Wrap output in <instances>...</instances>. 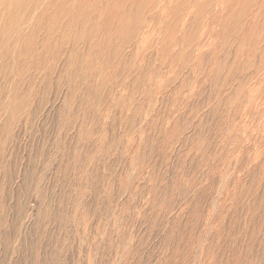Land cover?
I'll return each mask as SVG.
<instances>
[{"label": "bare ground", "instance_id": "bare-ground-1", "mask_svg": "<svg viewBox=\"0 0 264 264\" xmlns=\"http://www.w3.org/2000/svg\"><path fill=\"white\" fill-rule=\"evenodd\" d=\"M216 2L224 5L221 11L214 6ZM153 78L161 84L159 97L163 96L166 112L148 122ZM207 85L212 89L205 94ZM54 90L61 103L60 121L79 136L88 137L82 153L73 145H61L67 150L68 163L75 156L81 166H88L99 152L114 173L116 158L124 159L134 151L133 130L144 132L147 123L156 139L171 129V139L176 140L191 128L187 146L199 153L197 161L204 163L219 147L214 137L206 141V128L218 135L233 123L232 133L244 144L248 135L244 121L234 115L246 112L257 96H264V0H0V177L9 162L1 137L11 136L22 124L28 126L36 108L44 105ZM198 97L204 98L203 103L193 106L190 118L180 117V109ZM205 106L211 111L201 116ZM231 142L226 136L222 151L238 162L246 152H238L242 145ZM91 146L97 148L96 154L88 151ZM172 183L174 193L183 192L180 182ZM108 188L106 198L81 204L86 229L91 228L92 218L104 216L97 221L96 232L100 231L103 251L99 250L106 259L117 243L113 232L104 229L103 220L115 222L118 215L127 216L131 224L135 212L142 213L133 202L116 199L113 181ZM169 196L151 202V233L161 229L160 220L171 223L175 197ZM219 201L200 197L192 204L184 202L182 213L188 214V223L182 226L179 219L173 221L170 228L175 233L170 239L174 256L169 261L181 257L177 241L202 238V229L214 222ZM222 204L223 221L217 227L224 229L226 206ZM66 219L69 225L70 214ZM52 240L55 264L53 235ZM126 241L125 248L130 244ZM136 255L134 251L132 257Z\"/></svg>", "mask_w": 264, "mask_h": 264}, {"label": "rangeland", "instance_id": "rangeland-1", "mask_svg": "<svg viewBox=\"0 0 264 264\" xmlns=\"http://www.w3.org/2000/svg\"><path fill=\"white\" fill-rule=\"evenodd\" d=\"M214 6L221 11L220 6L224 5L219 6L216 2ZM153 80L155 87L152 82L154 88L149 85L153 94L149 96L151 100L148 98L152 102L148 122L158 113L166 112L163 96L159 97L161 84ZM211 89L212 86L207 85L205 94ZM203 100L198 97L189 107L180 109V117L189 119L193 106L201 105ZM247 108L246 112L234 115L237 120L244 121L248 134L244 144L239 142L237 134L232 133L233 123L218 135L206 128V141L214 137L219 147L201 163L197 161V154L198 157L200 154L187 146V140L193 134L191 128L183 130L176 140L171 139V129L167 130L166 136L156 139V133L148 130L147 123L146 127L143 126L144 132L138 128L133 130L131 147L134 151L124 159L117 157L116 171L112 173L95 146L88 148V151L97 153L90 165L81 166L79 160H74L75 156L71 163L67 162V150L61 145H73L82 153L88 137L85 134L79 136L75 130L63 125L59 119L61 103L56 91H52L46 103L36 108L35 117L28 126L22 124L11 136L5 134L1 137L8 149L9 162L0 177V264H54L52 235L56 238L55 264H264V96H257ZM210 111L211 107L205 106L200 114L208 116ZM171 120L175 121L176 117ZM88 132L85 125V133ZM226 136L231 137V143L242 145L238 152H246L245 157L239 156L238 162L228 159L222 151ZM197 171L200 174H196ZM112 181L116 199L122 203L133 202L134 208H141L142 213L136 211L131 224L127 222V216L120 218L118 215L116 223L111 218L103 220L104 229L113 232L117 243L114 246L117 248L106 259L102 253L100 231L96 232V223L104 216L92 218L91 228L86 229L81 204L102 196L106 198L105 190ZM172 182H180L183 192L177 190L174 193ZM171 194L175 197L171 223L162 219L161 229L151 233V202L160 197H171ZM200 197L220 200L218 211L211 220L214 222H210L211 227L216 224L215 229L207 225L202 229V238L196 236L192 241L187 238L177 241L182 249L181 257L169 261L174 256L171 239L175 233L170 227L176 218L180 220L179 225L188 223V214L182 213L184 202L192 204ZM222 202L226 206L224 229L217 227L223 221ZM68 214L69 225L66 223ZM220 230H223L221 238ZM125 241L126 245L130 243L126 248ZM134 251H137L136 258L132 257Z\"/></svg>", "mask_w": 264, "mask_h": 264}]
</instances>
